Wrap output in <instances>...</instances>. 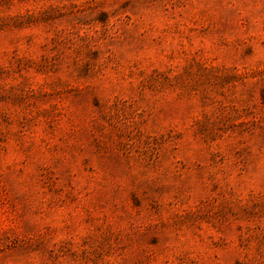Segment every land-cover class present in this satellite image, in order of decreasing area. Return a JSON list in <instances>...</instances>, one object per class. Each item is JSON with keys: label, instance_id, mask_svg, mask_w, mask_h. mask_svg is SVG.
Returning a JSON list of instances; mask_svg holds the SVG:
<instances>
[{"label": "rangeland", "instance_id": "374dc122", "mask_svg": "<svg viewBox=\"0 0 264 264\" xmlns=\"http://www.w3.org/2000/svg\"><path fill=\"white\" fill-rule=\"evenodd\" d=\"M0 264H264V0H0Z\"/></svg>", "mask_w": 264, "mask_h": 264}]
</instances>
